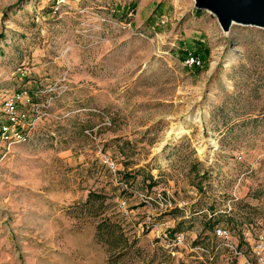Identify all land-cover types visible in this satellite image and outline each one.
<instances>
[{
  "label": "rangeland",
  "instance_id": "obj_1",
  "mask_svg": "<svg viewBox=\"0 0 264 264\" xmlns=\"http://www.w3.org/2000/svg\"><path fill=\"white\" fill-rule=\"evenodd\" d=\"M66 87L0 162V264H259L263 28L225 33L194 0H0V124L9 95Z\"/></svg>",
  "mask_w": 264,
  "mask_h": 264
},
{
  "label": "built area",
  "instance_id": "obj_2",
  "mask_svg": "<svg viewBox=\"0 0 264 264\" xmlns=\"http://www.w3.org/2000/svg\"><path fill=\"white\" fill-rule=\"evenodd\" d=\"M187 63L190 65H200L201 62L192 56L188 57ZM28 70V67L24 66L18 68V72L23 76L28 74ZM57 91V88L47 90L48 97L43 103L35 101V97L45 93L43 90H38L35 94H32L28 90H23L5 98L1 109L3 118L0 124V162L11 154L14 146L26 145L33 141L39 131L42 120L46 117H51L50 112L55 100L67 91V87L61 90L59 94H57ZM111 168L116 172L114 165H111ZM141 196L142 203L149 208H153L155 205L160 208L171 205L170 199L162 194L156 196ZM215 236L226 241V246L236 257L243 256L239 245L230 241V229L218 227L215 229ZM244 237L248 240L251 237V233H244ZM159 238L165 247L175 250L176 248L184 246L188 252L197 254V258L199 259L206 257L209 260H214L217 255V251L185 244L184 237L180 234H176L174 237L160 235ZM253 252L259 264H264V234L260 235L255 241Z\"/></svg>",
  "mask_w": 264,
  "mask_h": 264
},
{
  "label": "water",
  "instance_id": "obj_3",
  "mask_svg": "<svg viewBox=\"0 0 264 264\" xmlns=\"http://www.w3.org/2000/svg\"><path fill=\"white\" fill-rule=\"evenodd\" d=\"M198 11L216 17L222 30L229 33L235 24L264 29V0H194Z\"/></svg>",
  "mask_w": 264,
  "mask_h": 264
},
{
  "label": "bare ground",
  "instance_id": "obj_4",
  "mask_svg": "<svg viewBox=\"0 0 264 264\" xmlns=\"http://www.w3.org/2000/svg\"><path fill=\"white\" fill-rule=\"evenodd\" d=\"M230 60V59H229ZM236 61H238V58L236 57V58H233L232 60H230L229 62H230V64H233V63H235ZM186 130H185V128L183 127V125L182 124H179V125H177V126H175L173 129H172V131H171V133H170V135L171 136H174V137H176V138H178V137H181L182 135H184V134H186ZM175 138V139H176ZM216 146V145H215ZM204 148V147H203ZM216 148V147H215ZM205 149V148H204ZM204 149H203V151H204Z\"/></svg>",
  "mask_w": 264,
  "mask_h": 264
},
{
  "label": "trees",
  "instance_id": "obj_5",
  "mask_svg": "<svg viewBox=\"0 0 264 264\" xmlns=\"http://www.w3.org/2000/svg\"><path fill=\"white\" fill-rule=\"evenodd\" d=\"M131 9H133V6H132V5L129 7V10H131ZM200 12H201V11H200ZM207 53H208L207 49H203V50L199 51V54H200V55H201V54H207ZM196 54H197V52L194 53L192 56H195V57H196ZM199 57H200V56H199Z\"/></svg>",
  "mask_w": 264,
  "mask_h": 264
},
{
  "label": "crops",
  "instance_id": "obj_6",
  "mask_svg": "<svg viewBox=\"0 0 264 264\" xmlns=\"http://www.w3.org/2000/svg\"><path fill=\"white\" fill-rule=\"evenodd\" d=\"M101 262V263H100ZM100 264H106L105 260L104 259H100Z\"/></svg>",
  "mask_w": 264,
  "mask_h": 264
}]
</instances>
